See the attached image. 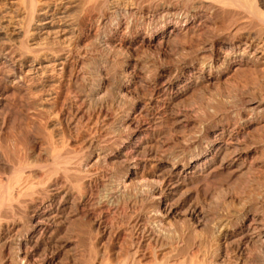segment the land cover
<instances>
[{"label":"bare ground","instance_id":"bare-ground-1","mask_svg":"<svg viewBox=\"0 0 264 264\" xmlns=\"http://www.w3.org/2000/svg\"><path fill=\"white\" fill-rule=\"evenodd\" d=\"M138 1L134 0L135 9L118 8L102 19L104 28L111 34L106 37L108 42L124 29L134 36L143 32L142 43L151 46L168 38L171 24L170 34L174 31L184 38L197 34L204 25L200 15L204 10L224 14L230 10L264 7V0H213L210 4L205 0H189L185 8L149 7L145 16L146 8ZM30 12L33 16V10ZM238 36L229 32L226 39L213 40L208 46L211 55L200 59V52L196 53L177 67L182 72L176 79L149 84L147 96L140 95L130 80L110 89L100 82L90 91L91 95L111 96L113 101L108 109L123 105L121 116L115 120L121 131L105 146L92 142L87 154L78 151L65 154L48 148V159L35 156L29 164L21 161L18 168L11 164L14 154L0 149V171L8 170L10 174L6 182H0V264H219V260L226 264H264V200L219 218L209 233L213 252L210 261L193 252L191 244L200 238L196 228L191 227L190 234L174 224L182 211L188 222L203 215L198 204L188 207L192 198L186 190L189 184L223 174L229 179L238 174L244 176L255 163L264 168V136L254 140L257 147L243 142L254 137L250 131L264 123V92L259 93L257 105L240 109L235 119L213 120V125L206 126L187 148L170 158L158 154L152 145L160 133L158 125L165 122L172 93H179L182 88L184 71L195 75L217 69L216 74L222 75L234 65L246 68L260 63L248 51L250 39L241 48ZM5 50L0 46V60L10 68L8 78L22 84L24 77L13 68L16 65L11 53L3 54ZM113 66L136 67L129 59ZM131 91L136 98L127 103L125 98ZM103 108L101 104L100 112ZM214 129L218 132L211 137ZM27 138L34 142L36 139L29 133ZM141 153L145 159L134 158ZM96 157L104 163L111 159L121 161L112 163L109 183L103 187L105 194L94 187L97 175L86 170ZM130 159H134L133 163ZM31 166L43 170L42 177L33 180L28 176L26 171ZM142 184L147 189H141ZM209 190L213 191L209 188L205 194ZM129 203L139 206L140 212L130 218L126 238L104 226L101 218L104 214L98 212L100 218L94 219L87 213L95 204L109 213ZM177 233L176 241L186 244L187 256L183 259H172L162 253L169 245H175ZM106 237L108 244L102 246ZM115 242L120 244L121 252L113 255ZM231 244L237 246L234 262L227 258L226 250Z\"/></svg>","mask_w":264,"mask_h":264},{"label":"rangeland","instance_id":"rangeland-1","mask_svg":"<svg viewBox=\"0 0 264 264\" xmlns=\"http://www.w3.org/2000/svg\"><path fill=\"white\" fill-rule=\"evenodd\" d=\"M188 1L138 2L146 8V16L149 7L173 5L185 8ZM205 1L210 4L213 0ZM134 3V0H0V46L6 49L3 54L11 53L10 58L16 65L13 68L24 77L22 84H16L8 78V63L0 60V149L14 154L12 166L18 168L22 162L29 164L35 156L46 160L48 148L65 154L73 151L87 154L92 142L107 145L121 131L115 120L121 116L123 105L108 109L112 97H104L103 93L92 96V89H96L100 82L110 89L130 80L140 95L147 96L149 84L176 79L182 72L177 68L180 64L190 61L199 52L200 59L208 57L211 55L209 44L213 40L226 39L229 32L239 35L241 48H245L249 38L248 51L260 63L246 68L234 65L222 75L216 74L217 69L194 76L184 71L182 88L179 93H172V102L164 114L165 122L158 125L160 133L152 145L158 154L170 158L187 148L206 126L213 125V120L221 117L235 119L240 109L257 105L259 93L264 92V7L230 10L224 14L218 10H204L200 12L204 25L192 37L184 38L174 31L170 34L171 24L164 43L160 41L146 46L142 43L143 32L134 36L124 29L108 42L106 37L111 34L104 28L102 19L114 14L118 8L135 9ZM127 59L136 67L122 69L113 66ZM183 86L187 87L185 91ZM132 92L125 98L127 103L136 98ZM101 104L104 105L102 112L99 110ZM217 132L218 129H214L211 137ZM28 133L36 137L35 142L27 138ZM250 133L254 137L245 138L243 142L257 147L253 142L264 136V123ZM134 158L143 160L146 157L141 153ZM114 162L121 163L114 159L104 163L96 157L86 167L92 175H97L94 187L101 194H105L103 187L109 183ZM260 165L253 164L249 172L243 173L244 176L238 174L229 179L223 174L187 186L186 190L192 196L188 207L198 204L203 215L188 222L182 211L174 224L190 234L191 227L196 228L200 238L191 245L193 252H199L202 259L212 260L209 233L219 218L264 200V168ZM26 172L33 180L44 173L33 166ZM9 176L8 170L0 171V182H6ZM135 180L138 183L139 177ZM140 186L147 189L143 184ZM209 188L213 191L205 194ZM98 212L101 216L104 214L101 217L104 226L115 233L121 232L120 237L126 238L127 224L134 214L140 212V207L129 203L119 211L106 213L95 204L87 213L98 219ZM107 239L102 241V246L108 244ZM177 242L162 253L172 259L185 258L186 244ZM235 246L231 244L226 250L231 262L236 257ZM120 252V244L115 242L111 254ZM218 263L226 264L220 260Z\"/></svg>","mask_w":264,"mask_h":264}]
</instances>
